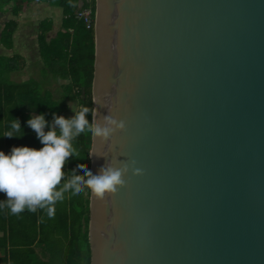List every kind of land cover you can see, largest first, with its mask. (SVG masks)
<instances>
[{"label": "water", "instance_id": "obj_1", "mask_svg": "<svg viewBox=\"0 0 264 264\" xmlns=\"http://www.w3.org/2000/svg\"><path fill=\"white\" fill-rule=\"evenodd\" d=\"M89 264H264V0H94ZM89 152V153H90ZM90 191V190H89Z\"/></svg>", "mask_w": 264, "mask_h": 264}, {"label": "trees", "instance_id": "obj_2", "mask_svg": "<svg viewBox=\"0 0 264 264\" xmlns=\"http://www.w3.org/2000/svg\"><path fill=\"white\" fill-rule=\"evenodd\" d=\"M78 1L0 0V9L11 4L10 13L13 17L34 2H43L60 8L62 14L60 30L53 38L45 39V33L52 28V22L49 20L39 24L37 37L38 55L45 65V71L53 79L62 82L59 87L60 99H55L48 90L33 86L30 80L21 84L11 82L9 75L16 70V67L12 59L0 57V130L7 132L9 123L14 118L20 121L25 132L23 139L6 138V145L28 146L36 149L42 147L35 132L27 126L26 121L32 115L43 114L48 124L52 125L54 115L63 116L69 111L66 104L69 100L74 102L75 106L79 103L88 107L86 120L88 125L92 126L93 29L86 30L81 22L75 20L73 14ZM16 26L15 20H8L4 24L0 37L5 48H9ZM48 130L45 128L46 132ZM90 146L91 136L88 134L81 135L73 141L77 157H70L63 169L69 178L72 174H77L79 169L89 170ZM89 193L88 189L77 197L65 193L64 199L55 203L51 217L48 215L47 208L12 215L7 207H3L4 216L14 221L16 219L15 223L10 222L5 231V241L9 243L10 252L5 263L89 264L87 232ZM36 241L39 246H44L48 256L45 262L29 259L32 245Z\"/></svg>", "mask_w": 264, "mask_h": 264}, {"label": "clouds", "instance_id": "obj_3", "mask_svg": "<svg viewBox=\"0 0 264 264\" xmlns=\"http://www.w3.org/2000/svg\"><path fill=\"white\" fill-rule=\"evenodd\" d=\"M71 110L72 118L54 115L52 125L43 114L32 115L26 121L42 145L39 149L20 146L12 147L8 154L0 151V193L6 197L0 201V208L7 207L12 215L47 208L51 217L55 203L62 201L65 193L77 197L88 189L96 198L104 199L105 194H114L125 185L124 178L129 172L133 176L143 174L132 161L103 167L96 175L87 169H79L69 178L63 169L70 157H77L74 140L88 134L103 143L125 130L123 120L109 115L103 118V124L89 126L86 120L89 109L79 103ZM45 128L49 130L46 132ZM24 136L20 121L13 118L9 130L0 137L23 139ZM93 154L90 152L89 157Z\"/></svg>", "mask_w": 264, "mask_h": 264}, {"label": "crops", "instance_id": "obj_4", "mask_svg": "<svg viewBox=\"0 0 264 264\" xmlns=\"http://www.w3.org/2000/svg\"><path fill=\"white\" fill-rule=\"evenodd\" d=\"M11 4L0 9V34L4 24L8 20H15L17 26L12 34L9 48L2 45L0 37V57L12 59L16 70L9 75V80L15 84L32 81L35 87H41L43 90L50 89L47 86L48 80L53 78L45 71V65L38 55L37 37L39 35L38 26L42 21L46 20L52 22V28L45 33V39L49 40L54 37L55 33L60 30L61 9L49 6L47 3L34 2L24 8L16 17L10 13ZM52 78V79H50ZM62 82H59L60 87ZM55 87V86H54ZM54 87H52L54 89ZM50 91V90H48ZM54 97V93H52ZM0 136L5 131L0 130ZM6 138L0 137V151L8 154L13 145H6ZM5 195L0 194V200H5ZM15 219V217H13ZM16 221V219H15ZM10 217L4 216L3 208H0V264H6V259L9 258L8 241H5V231L10 225V222L15 223ZM36 231V227H35ZM7 242V243H5ZM47 253H45L44 246H39L37 241L32 245V253L29 259L32 261H47Z\"/></svg>", "mask_w": 264, "mask_h": 264}, {"label": "built area", "instance_id": "obj_5", "mask_svg": "<svg viewBox=\"0 0 264 264\" xmlns=\"http://www.w3.org/2000/svg\"><path fill=\"white\" fill-rule=\"evenodd\" d=\"M76 21L81 22L86 30L94 28V0H79L73 14Z\"/></svg>", "mask_w": 264, "mask_h": 264}, {"label": "rangeland", "instance_id": "obj_6", "mask_svg": "<svg viewBox=\"0 0 264 264\" xmlns=\"http://www.w3.org/2000/svg\"><path fill=\"white\" fill-rule=\"evenodd\" d=\"M62 15V14H61ZM45 19L44 20H46V18L47 17H44ZM50 79H52V78H50ZM49 82L47 83V86L50 88V89H48V90H50V92L51 93H54V98L55 99H60L59 97H60V89H59V87L57 86V85H59V82L60 81H58V80H56V79H52L51 81L50 80H48ZM57 84V85H56ZM55 86V87H54ZM52 87H54V89L52 88ZM39 88H41V87H39ZM42 89V88H41ZM66 104H67V107H68V112L66 113V114H64L62 117H64V118H67V119H70V118H72L73 117V115H74V113H73V111L71 110V107H75V103L74 102H72V101H66ZM71 106V107H70Z\"/></svg>", "mask_w": 264, "mask_h": 264}]
</instances>
